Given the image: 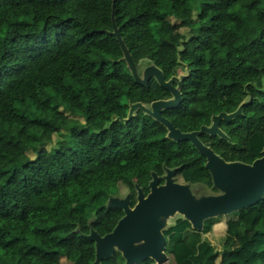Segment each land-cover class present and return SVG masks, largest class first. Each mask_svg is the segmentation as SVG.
Wrapping results in <instances>:
<instances>
[{"label":"trees","instance_id":"1","mask_svg":"<svg viewBox=\"0 0 264 264\" xmlns=\"http://www.w3.org/2000/svg\"><path fill=\"white\" fill-rule=\"evenodd\" d=\"M112 4L138 70L143 59L166 78L188 68L181 103L164 112L174 126L199 129L251 94L224 126L235 144L212 138L211 146L226 161L264 155V0H0V264H92L95 243L83 235L114 229L124 213L107 201L122 187L133 205L134 183L148 191L160 168H177L175 180L193 186L211 179L205 157L189 141L167 138L152 117L138 110L116 120L130 102L169 93L155 79L142 86L132 77ZM183 9L197 19L173 24ZM72 117L79 120L69 128ZM54 136L65 145H51ZM221 217L200 231L186 221L164 231L175 264H261L264 198ZM217 226L225 230L220 249L209 238ZM101 263L118 264L115 255Z\"/></svg>","mask_w":264,"mask_h":264},{"label":"water","instance_id":"2","mask_svg":"<svg viewBox=\"0 0 264 264\" xmlns=\"http://www.w3.org/2000/svg\"><path fill=\"white\" fill-rule=\"evenodd\" d=\"M111 19L113 34L123 53L122 58L136 83L146 86L154 78L161 87L174 95L172 99L155 100L150 105L130 102L127 116L117 117L116 120L126 123L137 110H141L166 127L167 138L177 142L184 140L191 142L198 152L206 157L205 167L212 176L214 187L220 192L198 195L197 187L175 180L177 168L164 167L165 182L159 184L158 173L152 172L149 182L150 191L147 195L136 184L137 202L133 207L130 206L131 193L109 197L107 207L121 209L124 213L111 232L101 235L91 228L90 232L83 236L95 243V260L92 264H102V260L113 257L117 252L122 254L124 264H139L149 258L154 260L155 264H164L169 260L164 231L170 227L171 217L180 214L190 222L192 229L200 231L207 219L227 216L255 205L264 198V155L252 163L226 161L199 139V135L208 133L229 140L219 128L220 121H230L241 115L243 107L252 100V95L249 94L234 112L213 115L210 126L203 125L199 130L182 132L162 114V110L179 106L181 101L179 88L189 74L188 68L185 74L173 76L169 80L166 79L162 69L152 62L139 72L117 27L114 4H112ZM174 81L178 82V88L173 86Z\"/></svg>","mask_w":264,"mask_h":264},{"label":"rangeland","instance_id":"3","mask_svg":"<svg viewBox=\"0 0 264 264\" xmlns=\"http://www.w3.org/2000/svg\"><path fill=\"white\" fill-rule=\"evenodd\" d=\"M184 18H194V19H197V15L194 12H192L191 10L183 9L182 11H179L175 15L171 16L170 17V20H171V22L173 24H176V23H180ZM206 24H207L206 21L202 22V25L203 26H206ZM182 31L184 33H188V29L187 28H182ZM158 39L164 45H167L169 43L168 42V34L165 33V32H163L162 34H160L158 36ZM149 64H150V62L148 60H146V59L141 60L140 63H139V72L142 71ZM78 120H79V118L78 119L73 118V117L70 118L67 121V123H66L67 127H69V128L70 127H73L77 123ZM8 138L11 139V140H13V141L19 142V143H22L25 140L24 136H18V137H9L8 136ZM55 144L65 145V142L63 140H58L57 136H54V140H53V142H52L51 145H55ZM157 173H158L159 176L162 175V174H165L164 168L158 169V172ZM206 183L207 184H199L198 186H195V187H197V194L198 195H201L202 193H208V194H215V193H217L216 190H215V187L211 185L212 184V180L211 179H207ZM126 192H127V190L124 187H122L121 188V192H120L119 195L120 196H123ZM221 218L222 219H225L226 216H223ZM227 219H229V218L227 217L226 220ZM180 221H186V222L190 223L182 215L176 214L175 216H173V217L170 218L169 224H170V226H172L176 222H180ZM224 232H225V230L223 228H219L217 226L216 231L213 234L209 235V238L216 244V246L219 249L222 247L221 246L220 237L224 235ZM237 243H238L237 240L233 241V243L231 245L232 248H234L237 245ZM258 255H259V261H260V263L261 264H264V248L259 251ZM115 256H116V259H117L118 264L124 263V258L122 257V254L120 252H117L115 254ZM221 258H223V255H219L218 259H221ZM237 258L239 260H241L244 257H242V256L239 257L238 256ZM164 264H175V261H174L173 256L172 255H169V260L166 263H164Z\"/></svg>","mask_w":264,"mask_h":264},{"label":"flooded vegetation","instance_id":"4","mask_svg":"<svg viewBox=\"0 0 264 264\" xmlns=\"http://www.w3.org/2000/svg\"><path fill=\"white\" fill-rule=\"evenodd\" d=\"M141 72V71H140ZM181 74H185V73H181ZM181 74H179V75H177V76H180ZM174 76H176V75H174ZM171 77H173V76H171ZM170 77V78H171ZM170 78H166L167 80H169ZM154 79V78H153ZM152 80V79H151ZM150 80V81H151ZM156 80V79H155ZM149 81V82H150ZM157 82V81H156ZM158 83V82H157ZM173 86L175 87V88H178L179 87V84H178V82L177 81H174L173 82ZM182 86H183V84H182ZM163 88V87H162ZM180 89V93H181V101H182V87H180L179 88ZM166 90V89H165ZM167 91V90H166ZM168 93H169V95L167 96V97H165V98H162V99H165V100H168V99H172L173 97H174V95L170 92V91H167ZM248 97V96H247ZM246 97V98H247ZM181 101H180V103H181ZM148 105H150V104H148ZM239 106V105H238ZM237 106V107H238ZM237 107H236V109H237ZM171 109H174V108H171ZM235 109V110H236ZM128 110H129V108H128ZM166 110H168V109H163L162 110V114L163 115H165L164 114V112L166 111ZM235 110H233V111H219V112H217V113H212V114H210V116H209V121L207 122V123H202L201 125H200V127L201 126H203V125H205V126H210L211 124H212V116L213 115H217V114H219V113H221V112H226V113H232V112H234ZM138 111V110H137ZM136 111V112H137ZM141 111V110H140ZM135 112V113H136ZM143 112V111H142ZM144 113V112H143ZM240 116V115H239ZM166 117V116H165ZM238 117V116H237ZM237 117H235V118H233L232 120H234V119H236ZM232 120H230V121H224V120H221L220 121V123H219V128L228 136V134L226 133V131H225V124H227L228 122H231ZM174 125V124H173ZM176 128H177V126H175ZM178 129H180V128H178ZM200 129V128H199ZM199 129H193V130H188V132H191V131H195V130H199ZM229 137V136H228ZM212 138H217V139H225V138H222V137H220V136H218V135H211V134H208V133H204V134H202V135H199V139H200V141H202V143H204L206 146H209V147H211L213 150H214V148L211 146L213 143H214V140L212 139ZM225 140H227L229 143H231V144H235V142H232L231 140H230V137H229V140L228 139H225ZM191 143V142H190ZM192 144V143H191ZM215 151V150H214ZM216 152V151H215ZM217 153V152H216ZM219 156H221L219 153H217ZM205 157V156H204ZM222 157V156H221ZM223 158V157H222ZM205 164H206V157H205ZM164 168V167H163ZM210 173V172H209ZM176 176V175H175ZM210 176H211V174H210ZM160 177V180H159V184H163L164 182H165V180H164V174H162V175H160L159 176ZM211 180H212V176H211ZM212 183H213V181H212ZM136 184L137 185H139L138 183H134V186H135V190H136ZM141 188H142V190H143V192H144V194L145 195H147L148 193H149V191H150V189H149V183H148V185H147V187H148V191H145V185H139ZM214 186V185H213ZM215 190H216V192L217 193H219L220 191L217 189V188H215ZM128 193H130V191H127L123 196H125L126 194H128ZM216 194V193H215ZM135 198H136V202H137V191H136V194H135ZM136 202L132 205L131 203H130V206H134L135 204H136Z\"/></svg>","mask_w":264,"mask_h":264}]
</instances>
